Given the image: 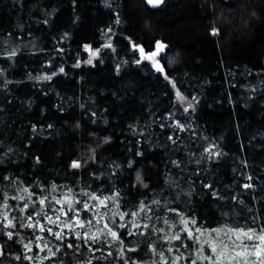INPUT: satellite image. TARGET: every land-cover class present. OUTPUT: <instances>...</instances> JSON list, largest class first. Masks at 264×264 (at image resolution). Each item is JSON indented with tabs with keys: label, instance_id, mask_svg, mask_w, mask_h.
I'll list each match as a JSON object with an SVG mask.
<instances>
[{
	"label": "trees",
	"instance_id": "16d2710c",
	"mask_svg": "<svg viewBox=\"0 0 264 264\" xmlns=\"http://www.w3.org/2000/svg\"><path fill=\"white\" fill-rule=\"evenodd\" d=\"M225 226L264 228V0H0V264L264 262Z\"/></svg>",
	"mask_w": 264,
	"mask_h": 264
},
{
	"label": "snow or ice",
	"instance_id": "6c2138e0",
	"mask_svg": "<svg viewBox=\"0 0 264 264\" xmlns=\"http://www.w3.org/2000/svg\"><path fill=\"white\" fill-rule=\"evenodd\" d=\"M163 0H148V3L150 4H159L162 3ZM141 51H143V49H141ZM93 55H95V53H93ZM151 58V57H148ZM88 63H91V60L88 61ZM61 71H63V69H61ZM47 79H51V77H46ZM78 164H73V167H78ZM245 187H251V185H245ZM92 199H98L99 200V204L103 205L105 207H107L105 200L107 199H112L114 200L115 197H106L103 199H100L99 197L96 196H92ZM61 201H57V203H60ZM40 203L43 204L44 200H40ZM158 203V202H155ZM90 206L85 203L84 205V210H87ZM147 206L141 205V211L144 210V208ZM69 211H72V206L69 203ZM65 215H67V213H64ZM128 215V213H122L120 214V219L123 220L124 216ZM132 216H137L139 215V213L137 212H133L131 213ZM78 216V214H77ZM47 220L49 221V223H53L55 224L57 221L52 220L51 217H46ZM29 219H31V217H29ZM59 219V217H57V220ZM79 225V227L83 228L85 227L84 223H80L79 220L77 219L76 221ZM167 222V221H165ZM88 225H91L92 221L88 220L87 221ZM182 223L184 224V231H186L187 236L185 237V239H192L195 242L199 243V236L194 234L193 231L191 229H189L187 227L188 225V221L187 220H182ZM196 221L193 220L192 224H195ZM9 224H11V222H9ZM32 225H29V227H31ZM66 227H68L69 229H72V224H66ZM138 226V225H137ZM145 227H147V225H144ZM107 227V225H106ZM121 227H127V225H121ZM41 230L43 231V226H41ZM47 231L49 233H52V229L48 228ZM211 232H215L216 233V237L219 238L221 236V234H223V236L228 237L229 239H231V236L229 234H232L236 237V240H241V237H243L246 240H259L261 242H264V228L260 229L259 232H257L256 229L254 228H248L247 230L243 229V228H230V227H223V228H217V229H212ZM211 232H209V230L207 229H201V228H196L195 233H198L200 235H203L204 233H208L209 235H211ZM108 234L111 235L114 239H120V237L117 235V233L115 231H112L110 228L108 229ZM129 235H132L133 233L131 232V230H129L128 232ZM54 235L56 236L57 239H62V234L60 232H56L54 233ZM9 238H11L12 233H8ZM76 237L77 238H81L80 237V233H76ZM85 239H88L89 237L87 236V233H85L84 235ZM93 241L96 240L95 236L90 237ZM169 239H173V240H181V236L179 235V233H177L176 235L169 237ZM121 243H123V241L121 240ZM204 244H208V247L210 249V253L209 255L205 256L203 255L204 252ZM182 247H187L186 244H184L182 242L181 244ZM233 246L236 248H240L241 251L236 252L234 255L229 251L228 248V244L224 243L223 240H219V243L217 242V240L215 239H210V240H206L203 243L200 244V248L198 249L197 253H196V258L191 259L190 264H197V260H207L209 262V264H222V262L225 259V253H228L227 255V260L229 261V264L231 261H235L237 260L238 257H245L248 253H247V249H248V245L244 244L243 242H241V244H236L235 241H233ZM25 247H28V245H25ZM68 247H72L71 244L68 245ZM251 247L254 249V251L251 253L252 255H255L257 257H260L262 255V253H264V248H262L260 245L258 244H252ZM131 251H134V249H130ZM49 251H51L49 249ZM169 251H172V249L170 248ZM178 251V249H177ZM52 255H55V253H52ZM162 255V254H161ZM191 255V253L189 254ZM182 258V256H177L175 257V259L173 260V264H178L179 260ZM30 259V258H29ZM165 264H167V262H165ZM243 264H247V260L245 259ZM262 264H264V262H262Z\"/></svg>",
	"mask_w": 264,
	"mask_h": 264
},
{
	"label": "water",
	"instance_id": "95a60500",
	"mask_svg": "<svg viewBox=\"0 0 264 264\" xmlns=\"http://www.w3.org/2000/svg\"><path fill=\"white\" fill-rule=\"evenodd\" d=\"M146 1H147V3H148V0H146ZM163 2H164V0H163ZM163 2H162V3H159V4H150V3H148V4H149V6L152 7V8H159L160 6H162ZM157 55H158L157 52H154V53H152V54H149V55L147 56V61L152 60V59H153L154 57H156ZM148 57H151V58H148ZM160 71H163L162 68H160Z\"/></svg>",
	"mask_w": 264,
	"mask_h": 264
},
{
	"label": "rangeland",
	"instance_id": "374dc122",
	"mask_svg": "<svg viewBox=\"0 0 264 264\" xmlns=\"http://www.w3.org/2000/svg\"><path fill=\"white\" fill-rule=\"evenodd\" d=\"M93 53H95V55H93ZM91 52V63H92V60L93 58L98 54L97 52ZM153 64L156 66V67H159L160 66V62L157 61V60H154Z\"/></svg>",
	"mask_w": 264,
	"mask_h": 264
}]
</instances>
